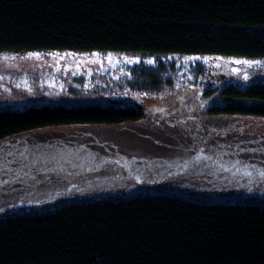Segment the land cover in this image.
<instances>
[{
    "label": "trees",
    "instance_id": "1",
    "mask_svg": "<svg viewBox=\"0 0 264 264\" xmlns=\"http://www.w3.org/2000/svg\"><path fill=\"white\" fill-rule=\"evenodd\" d=\"M52 50L264 58V0H0V55ZM159 68L136 72L127 88L168 91ZM208 114L264 117V84H228ZM143 116L124 105L27 103L0 109V141L43 129H118ZM0 264H264V204L164 194L8 217L0 219Z\"/></svg>",
    "mask_w": 264,
    "mask_h": 264
},
{
    "label": "rangeland",
    "instance_id": "2",
    "mask_svg": "<svg viewBox=\"0 0 264 264\" xmlns=\"http://www.w3.org/2000/svg\"><path fill=\"white\" fill-rule=\"evenodd\" d=\"M158 66L171 82L168 91L127 88L133 74ZM228 84H264V58L140 51L1 54L0 109L39 102L124 105L144 116L118 129L73 126L1 140L0 219L145 195L264 204V117L208 114L216 92ZM103 169L114 173L104 176Z\"/></svg>",
    "mask_w": 264,
    "mask_h": 264
},
{
    "label": "snow or ice",
    "instance_id": "3",
    "mask_svg": "<svg viewBox=\"0 0 264 264\" xmlns=\"http://www.w3.org/2000/svg\"><path fill=\"white\" fill-rule=\"evenodd\" d=\"M93 55H96L95 53H93ZM110 61H111V56H109V57H107ZM127 62H132V61H127ZM147 63H149V64H152L153 63V61L151 60V59H149L148 61H146ZM237 63H241V62H243V63H250L249 61H236ZM65 67H67V66H65ZM245 79H247V77L245 76ZM208 159H211V157H208ZM187 163V162H186Z\"/></svg>",
    "mask_w": 264,
    "mask_h": 264
},
{
    "label": "bare ground",
    "instance_id": "4",
    "mask_svg": "<svg viewBox=\"0 0 264 264\" xmlns=\"http://www.w3.org/2000/svg\"><path fill=\"white\" fill-rule=\"evenodd\" d=\"M15 198H16L15 200H23L24 199L23 196H21V195H15Z\"/></svg>",
    "mask_w": 264,
    "mask_h": 264
},
{
    "label": "water",
    "instance_id": "5",
    "mask_svg": "<svg viewBox=\"0 0 264 264\" xmlns=\"http://www.w3.org/2000/svg\"><path fill=\"white\" fill-rule=\"evenodd\" d=\"M217 62H219L221 65H224V64H225L224 61H219V60H217ZM172 197H176V196H172ZM225 205H226V204H225Z\"/></svg>",
    "mask_w": 264,
    "mask_h": 264
},
{
    "label": "flooded vegetation",
    "instance_id": "6",
    "mask_svg": "<svg viewBox=\"0 0 264 264\" xmlns=\"http://www.w3.org/2000/svg\"><path fill=\"white\" fill-rule=\"evenodd\" d=\"M110 172H113V173H114V170H110ZM110 176H111L110 179L115 178V177H114V174H113V175H110Z\"/></svg>",
    "mask_w": 264,
    "mask_h": 264
}]
</instances>
